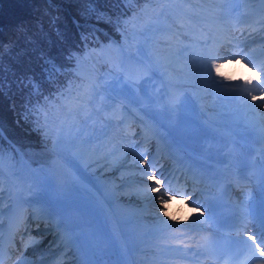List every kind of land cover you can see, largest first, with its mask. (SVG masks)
<instances>
[{"label": "bare ground", "instance_id": "1", "mask_svg": "<svg viewBox=\"0 0 264 264\" xmlns=\"http://www.w3.org/2000/svg\"><path fill=\"white\" fill-rule=\"evenodd\" d=\"M258 1L239 0V6L242 8L244 6L251 7ZM263 12L264 6L260 5L254 13L255 15L251 14L248 18L260 15ZM231 20L249 21V19L243 20L242 18ZM263 33L264 20H256L255 23L248 25L243 31L237 32L239 36H237L238 41L233 42V49L236 51L233 57H238L239 48L245 50L249 44H252L250 48L254 50L260 49L264 39L246 43L245 46L244 42H246L247 37L252 35L257 37V35ZM196 60L206 62V66L210 68V71L207 70L208 72L205 73L203 78L205 85H211V81L214 79L224 78L228 72L233 75H250V72H247V67H242L240 62L238 64L234 62L224 64L221 68L223 75H218L214 70H211L212 63L219 64L218 60L212 62L209 57L203 56V54L197 56ZM92 61L99 66L94 57H92ZM118 70L124 76L137 82L140 81V73H132L125 66L120 67ZM213 73L215 76L212 75ZM250 80V86L246 88L249 94L243 96L244 103L232 105L229 108L232 109L231 115L224 114L220 119L215 120L213 118H217L216 114L208 112L206 115H201L196 107L200 101L192 99L188 93H183L172 85L167 88L162 83L160 84L163 86L161 92L166 95L163 94L162 99L151 97L147 99H127L122 95L116 96L119 101H126L125 99H127V106L130 108L128 113L125 114V120H121V128L128 129L133 124L139 128L140 125L139 132L146 138L147 143L154 145L152 147L155 152L160 153L174 146L175 148L171 149L173 154L179 158L177 162L204 158L215 167L217 176L225 175V178H228V155L232 156L234 154L233 147L240 145L237 140L246 141L245 138L240 136L242 128L236 124L237 120L250 121L248 127L257 125L256 131L261 130L264 132V124L258 122L260 117L264 119V91L260 89V85L253 80L252 76ZM99 83L102 84L103 82L99 81ZM130 86H132L133 93H137L135 85L128 84V87ZM218 89L221 90L219 87ZM253 97H256V99L253 100ZM225 99L229 102L232 101L229 93L225 94ZM249 107H251V110L247 111ZM147 110L156 115V121H152L147 117L145 113ZM133 119L134 121H132ZM126 135L125 130H121L117 125L105 134L106 137L103 143L107 144V147L111 146L117 149L115 154L122 153L117 162H115L116 159L109 158L108 155L99 154L97 160L88 166L92 173L79 171L80 177H75L72 174H65L62 177L58 173V170L62 169L60 167L52 169L49 166L48 173H44L42 168H38L39 176L30 178L33 189L25 190L29 196L20 198L16 191L12 194L14 204L18 202L34 203L38 209V215L42 216L44 222H46V219L42 215L43 211L50 215V221H54L59 229L56 234L51 232L46 235L48 233L46 231L31 236L30 242L38 245L36 247L37 251L34 252L35 261L33 263L29 261V264H73V261L77 264V260L72 261L71 256L68 255L78 257L82 260V264H135V260L125 251L127 246H134L133 227L135 220L133 218L129 220V218L141 210H149L153 205H158V202L161 205L155 207V209L157 211H162V208L163 211L168 209L169 214L158 220L155 229L146 233V236L151 239L149 249L155 246L162 248L160 252L150 253L153 256L149 259L150 264H171L170 259L177 249L176 245L171 243V230L181 231L190 225L194 226L197 232L200 230L204 221L203 211L199 206L193 205L191 207L192 211L186 212L179 219L174 220L178 216L176 212L180 209L179 206H188L184 204L187 201L176 195H166L161 189L155 193L152 192V188L157 187V185L154 180H149L148 176L147 178L133 177L117 189H109L112 188V186L109 187V183H116L122 177L136 174L145 175L146 171L151 173L152 169H155L145 163L135 166L141 156L132 151L129 146L130 138ZM144 145L141 148L137 147V149H145L146 146L144 147ZM251 147L264 150V144L252 145ZM249 148L247 146L245 149ZM114 158H118V156ZM113 164L117 168L110 170V166ZM139 184L144 185L143 188L135 190ZM9 194L10 186L6 182L0 187V209L9 203ZM182 200L185 202H182ZM162 201L167 202L166 208ZM1 217L2 214L0 213V221L2 220ZM7 218L9 220L13 219L10 215H7ZM186 223L187 226L179 227V225ZM54 227L56 229L55 224ZM206 228H209V226H206ZM70 232H75L76 235L70 236V234H73ZM50 235L53 239L52 242L56 240V245L62 244L64 247L67 245V248H65L67 250L65 252L60 249L54 251L51 254L50 261L46 262L44 257L46 249L43 248V245L50 240ZM125 242L129 244L123 246ZM149 252L143 251L142 253L146 255ZM42 253L43 255H41ZM13 259L7 264H15Z\"/></svg>", "mask_w": 264, "mask_h": 264}, {"label": "rangeland", "instance_id": "2", "mask_svg": "<svg viewBox=\"0 0 264 264\" xmlns=\"http://www.w3.org/2000/svg\"><path fill=\"white\" fill-rule=\"evenodd\" d=\"M24 1L25 0H10L9 4L2 7V11H9L13 5L24 4ZM26 1L31 3V0ZM180 2L184 4L186 7L185 9L176 6L171 0H162L158 6L148 8L147 13L143 17H138V22L134 23L140 35L137 45L133 48L137 51L136 56L128 54L123 50L120 43H115L110 39H106L107 45L98 40L95 48L88 47L91 52L90 57L86 51L77 52V49L73 50V57L69 56L68 59V63H71L70 68L74 71L81 72L89 82L83 98L85 101L79 103L73 111V116L79 119L78 126L76 128H71L74 134L64 136L62 144L52 147L51 154L49 151V154L41 159L42 162L38 161L35 163L33 165L35 168L41 167L43 169L42 172L48 173V170H45L44 166H50L52 169L60 167L62 169H59L58 173L61 176L72 174L75 177H80L81 174L79 171L85 173L91 172L88 166L92 165L93 162L97 160L99 154L108 155L109 158L116 159L115 162H117V159L121 157L122 153L115 154L117 149L111 146L107 147V144L105 145L103 141L106 137L105 134H107L113 126H116V124L118 126V123H116L117 121L114 122V120L119 119L122 115L120 113H122V108L125 104L123 101H119L116 98V96L119 95L127 99H147L149 97L153 99H162L164 93L161 92V88L163 86L169 88V83H174L182 90H186L190 94L196 96L197 100L200 101L202 105V110H207L216 115L220 112H224L226 108L216 106V102L208 95L210 91L207 89V85H205L203 80L205 73L208 72L206 65L202 64L200 60H195L192 55L193 51L198 50V55L203 54V56H205V53L200 50V46L197 44L199 35L195 34L196 40L192 42L184 39V37L194 38L190 32L191 29L199 33L204 26L212 27L206 20L213 22L214 19L211 17H218L219 11H221V7L224 5L228 8L234 7L233 0H180ZM11 3L14 4L11 5ZM258 4L259 2L252 7H248L251 8L250 10L241 8L243 11L242 15L246 16L255 12L258 8ZM71 17L75 20L72 15ZM143 19H145V21L141 23ZM141 24H143V26ZM121 38L124 42L131 41L129 37H125L123 34H121ZM148 40L154 42V47L157 46L156 52H158L159 55L155 56L156 54L154 55L151 53V58V56L146 53V48L148 49L149 47ZM122 44L124 46V43ZM148 52L150 53L149 50ZM249 52H247V54ZM91 56L96 58L99 66L92 62ZM235 60H237V58ZM220 63L224 64L226 60H220ZM122 66H125L132 73H140V81L137 82L124 76L118 70ZM147 67H153L159 70L163 75L162 79L164 83L161 80L150 79ZM170 77L175 81H168L167 79H171ZM99 81L103 83L100 84ZM160 82L163 86L160 85ZM128 84L135 85L136 92L140 95L133 93L134 91L131 89L132 86L128 87ZM149 88L150 90H148ZM179 88L177 89L179 90ZM260 123H264V120ZM70 140L73 144H64L65 141ZM75 149L78 153H75ZM71 153H74L76 157H74V155L72 156ZM117 156L118 158H114ZM17 159L18 158L9 148L0 147V186L4 185L6 182L7 184L16 182L13 172L18 162ZM137 163L138 162L135 163V166ZM42 164L46 165L43 166ZM140 165L143 164L138 163L137 166ZM116 168L117 166H114V164L110 166V170H115ZM24 172L25 176L28 177L29 173L27 172V168H25ZM133 177L144 178L145 175L122 177L118 182L112 183V188L109 189L115 190L124 183L129 182ZM19 182L22 183L21 179ZM143 186L144 185L139 184L135 190L141 189ZM21 187L23 188V186ZM184 204L187 205V203ZM160 205L161 203L158 202V205H153L149 210L139 211L137 213V217L135 216L134 218L135 224L133 232L134 234L140 233L141 235L134 236L133 234V238L138 241L145 240L143 234L147 231L149 226L146 227L144 224L149 222H156L157 224L158 218L166 216L164 215L165 213L169 214L168 209H165V211H157L155 209V207ZM179 207L180 209L176 212L178 214L177 217H181L190 208L188 206ZM108 208L110 209V207ZM149 247L150 245L148 244L139 246L138 250L130 256L137 261V264H149V253L158 249L157 246L152 249H149ZM143 251L150 252L144 257L142 256ZM41 255H43V253Z\"/></svg>", "mask_w": 264, "mask_h": 264}, {"label": "trees", "instance_id": "3", "mask_svg": "<svg viewBox=\"0 0 264 264\" xmlns=\"http://www.w3.org/2000/svg\"><path fill=\"white\" fill-rule=\"evenodd\" d=\"M158 1L25 0L9 11L2 7L10 0L0 1V127L24 155L44 158L64 141L65 105L83 82L67 67L79 32L90 43L135 40L133 21ZM0 144L12 147L1 135Z\"/></svg>", "mask_w": 264, "mask_h": 264}, {"label": "snow or ice", "instance_id": "4", "mask_svg": "<svg viewBox=\"0 0 264 264\" xmlns=\"http://www.w3.org/2000/svg\"><path fill=\"white\" fill-rule=\"evenodd\" d=\"M223 67L222 64H217L215 62L212 63L211 65V70H214L218 75H223V73H221V68ZM225 79H231V77L225 76ZM249 83H251V80L248 81ZM256 97H253V100H255ZM141 163H144V161H141ZM149 180H154L155 184L157 185V187H153L152 188V192H157L160 190V186H161V181L159 179H156L155 176H148ZM162 204L164 205V207H167V202L166 201H162ZM163 211V208L161 209ZM166 214V213H165ZM249 239L253 240V243L256 244V240L254 237L250 236ZM262 242H264V240H262ZM256 251L259 252L260 256H264V248H262L260 246V244H256ZM0 264H2V261H0Z\"/></svg>", "mask_w": 264, "mask_h": 264}, {"label": "water", "instance_id": "5", "mask_svg": "<svg viewBox=\"0 0 264 264\" xmlns=\"http://www.w3.org/2000/svg\"><path fill=\"white\" fill-rule=\"evenodd\" d=\"M3 134V133H2Z\"/></svg>", "mask_w": 264, "mask_h": 264}]
</instances>
